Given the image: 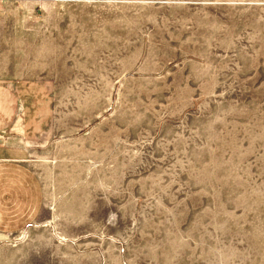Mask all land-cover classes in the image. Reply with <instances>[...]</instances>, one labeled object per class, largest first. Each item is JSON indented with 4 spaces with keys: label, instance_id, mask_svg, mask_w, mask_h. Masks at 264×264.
Here are the masks:
<instances>
[{
    "label": "rangeland",
    "instance_id": "1",
    "mask_svg": "<svg viewBox=\"0 0 264 264\" xmlns=\"http://www.w3.org/2000/svg\"><path fill=\"white\" fill-rule=\"evenodd\" d=\"M3 77L53 117L0 264H264V0H0Z\"/></svg>",
    "mask_w": 264,
    "mask_h": 264
},
{
    "label": "crops",
    "instance_id": "2",
    "mask_svg": "<svg viewBox=\"0 0 264 264\" xmlns=\"http://www.w3.org/2000/svg\"><path fill=\"white\" fill-rule=\"evenodd\" d=\"M52 117V96L46 83L27 77L0 78V135L4 140L0 145V241L40 219L43 185L29 152L34 141L49 136Z\"/></svg>",
    "mask_w": 264,
    "mask_h": 264
}]
</instances>
